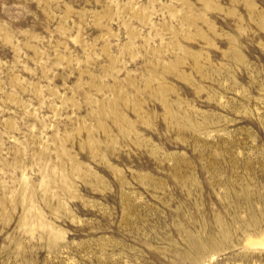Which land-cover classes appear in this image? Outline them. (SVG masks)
<instances>
[{"label":"rangeland","instance_id":"obj_1","mask_svg":"<svg viewBox=\"0 0 264 264\" xmlns=\"http://www.w3.org/2000/svg\"><path fill=\"white\" fill-rule=\"evenodd\" d=\"M0 264H264V0H0Z\"/></svg>","mask_w":264,"mask_h":264}]
</instances>
